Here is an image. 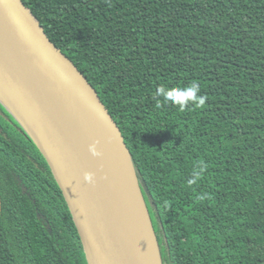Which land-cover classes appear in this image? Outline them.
I'll list each match as a JSON object with an SVG mask.
<instances>
[{
	"label": "trees",
	"instance_id": "1",
	"mask_svg": "<svg viewBox=\"0 0 264 264\" xmlns=\"http://www.w3.org/2000/svg\"><path fill=\"white\" fill-rule=\"evenodd\" d=\"M23 2L118 124L163 264H264V0ZM193 80L203 107H156L161 83ZM0 264H88L44 156L1 102Z\"/></svg>",
	"mask_w": 264,
	"mask_h": 264
},
{
	"label": "water",
	"instance_id": "2",
	"mask_svg": "<svg viewBox=\"0 0 264 264\" xmlns=\"http://www.w3.org/2000/svg\"><path fill=\"white\" fill-rule=\"evenodd\" d=\"M42 68L95 122L119 165L104 175L58 109L27 75ZM0 102L44 156L77 228L88 264H163L131 152L86 76L45 33L23 0H0ZM93 174V182L84 173ZM125 179L144 238L137 239L112 185Z\"/></svg>",
	"mask_w": 264,
	"mask_h": 264
},
{
	"label": "bare ground",
	"instance_id": "3",
	"mask_svg": "<svg viewBox=\"0 0 264 264\" xmlns=\"http://www.w3.org/2000/svg\"><path fill=\"white\" fill-rule=\"evenodd\" d=\"M27 75L34 85H36V87L42 91L58 109L61 116L73 130L81 143L88 150V146L95 143L100 155L93 156L102 173L106 175L115 169L119 165V161L105 143L99 126L89 119L88 115L81 108V105L67 96L42 68H29L27 70ZM111 191L125 219L135 232L137 239H145L125 179L120 178L114 181ZM98 264L102 263L99 262Z\"/></svg>",
	"mask_w": 264,
	"mask_h": 264
},
{
	"label": "clouds",
	"instance_id": "4",
	"mask_svg": "<svg viewBox=\"0 0 264 264\" xmlns=\"http://www.w3.org/2000/svg\"><path fill=\"white\" fill-rule=\"evenodd\" d=\"M200 93L201 86L196 80H193L186 85L177 86H170L166 83H161L156 88L155 92L156 107H162V104H170L177 106L180 111H184L190 105L194 108H200L203 107L205 103V97ZM88 148L92 155H100L95 143L90 144ZM84 180L89 183L93 182V174L91 172H85ZM189 183H192V181L190 180Z\"/></svg>",
	"mask_w": 264,
	"mask_h": 264
}]
</instances>
